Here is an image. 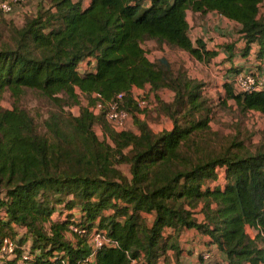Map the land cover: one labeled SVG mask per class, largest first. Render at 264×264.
Segmentation results:
<instances>
[{
	"label": "trees",
	"instance_id": "16d2710c",
	"mask_svg": "<svg viewBox=\"0 0 264 264\" xmlns=\"http://www.w3.org/2000/svg\"><path fill=\"white\" fill-rule=\"evenodd\" d=\"M260 2L48 0L21 25L0 21V101L5 94L13 100L11 108L0 105V246L5 238L13 244L9 253L0 249V264H156L167 249L178 253L183 228L208 235L227 264L264 263V150L210 147L203 85L142 48L153 40L209 60L215 52L188 35L191 10L238 23L248 50L264 37ZM145 86L144 98L170 129L154 132L138 117L149 109L137 106L131 89ZM161 89L170 100L157 95ZM27 90L53 108L42 130L18 104ZM223 90L215 105L264 117V89L238 92L224 82ZM118 93L131 118L119 131L90 109L94 94L109 100ZM72 104L77 114L62 110ZM96 123L110 141L95 134ZM166 229L172 232L164 236ZM93 230L110 242L92 250Z\"/></svg>",
	"mask_w": 264,
	"mask_h": 264
},
{
	"label": "crops",
	"instance_id": "0c3cea01",
	"mask_svg": "<svg viewBox=\"0 0 264 264\" xmlns=\"http://www.w3.org/2000/svg\"><path fill=\"white\" fill-rule=\"evenodd\" d=\"M89 1L90 0L82 1V5L87 6ZM22 4L17 5L13 11L8 14V17H14L17 20V15L21 13V11L27 10V7H22ZM258 15L264 19V0H261L259 4ZM185 18L188 23V35L191 40L194 41L196 39H201L204 42L206 49L213 50L215 52L209 60L198 61L206 63L208 66L212 67V73H209V80L213 85H218L216 90L213 92L217 91L220 96L223 95V83L227 82L226 79L234 72H257L264 69V37L262 39V43L254 41L249 44L248 50H244L245 44L241 40L240 34L238 33V23L226 19L214 11L200 14L199 12L186 10ZM191 78L196 79L194 76H191ZM147 88V86H145V88L133 87L131 91L132 93H139L142 90L144 93ZM163 90L166 89H161L156 92L159 97V94ZM168 92L171 93L170 91ZM148 95L151 99H154L152 93ZM162 116L163 115L158 116L160 119L156 120L152 119L149 114H138V117L140 119H145L150 129L154 132L171 128L169 120ZM166 120L169 123L168 125H166ZM157 121H162L164 123L161 127L155 128L154 126L157 125L155 124ZM133 131H135L134 128ZM218 181L220 180L218 179ZM209 184L211 187H214L216 182ZM72 212L74 216H78V211L72 210ZM194 216L197 221L203 220V215L199 212V208L196 210ZM18 232L22 233L23 231L22 229H18ZM170 232H172L170 229H166L164 236ZM28 244L29 243L27 242L26 245ZM177 246V254H175L174 250L167 249L164 254L159 257L156 264H227L222 253L214 244L210 242L209 236L194 228H183L180 230L177 237ZM204 252H208L209 254V257L206 259L203 258ZM132 264L142 263L140 261H132Z\"/></svg>",
	"mask_w": 264,
	"mask_h": 264
},
{
	"label": "rangeland",
	"instance_id": "374dc122",
	"mask_svg": "<svg viewBox=\"0 0 264 264\" xmlns=\"http://www.w3.org/2000/svg\"><path fill=\"white\" fill-rule=\"evenodd\" d=\"M23 6H26L27 10L21 11V13L17 15V20L14 17H8L9 13H3L0 10V21L10 20L16 25H21L26 16L34 13L38 8L47 7L48 0H26L22 4V7ZM142 48L150 60H156L159 57H164L168 62V68L172 72L177 70L185 71L189 77H196V80L203 85L204 98L207 100L205 107L210 110L208 124L210 132H213L210 133L209 137L211 140L210 147L217 151L224 149H239L242 151L247 149L254 151L258 147L261 150H264V117L260 113L254 111L247 112L246 114H239L236 111H233L231 107L222 106L221 104L215 105V102L220 95L217 91L213 92L216 90L218 85H213L209 80V73H212L211 66H208L203 62L195 61L185 51H180L179 49L171 48L165 45L160 46L153 40H145L142 42ZM84 64L85 61L80 63V72L84 70ZM133 94L143 95V91L141 90L139 93L133 92ZM170 94L171 93L167 90H163L159 95L164 101H168L169 98L172 97ZM80 100L82 105H85V99L80 97ZM12 101L13 100L9 97V95L5 94L0 101V105L2 108H11ZM18 104L25 108L32 116L37 129L42 130L43 120L47 117L48 112L53 109L49 101L39 96L37 93L27 90L19 97ZM151 108L152 107L148 108L149 110H147L146 114H149L152 119H160L158 116H155V112L153 110H150ZM62 110L66 113L75 115L79 111V105H64ZM203 112L204 111H202V113ZM162 117L166 116L163 115ZM167 120L169 119L167 118ZM162 121H157L156 123L154 122L157 124L154 127H161L164 123ZM168 124L169 123L167 121L166 125ZM92 128L99 138H103L105 136L106 139L110 141L109 138L104 135L105 126L103 123H101V125L96 123ZM120 169L122 172H125L128 170V166L121 165ZM247 232L251 236L253 235V231L251 229H247Z\"/></svg>",
	"mask_w": 264,
	"mask_h": 264
},
{
	"label": "built area",
	"instance_id": "2783aa9c",
	"mask_svg": "<svg viewBox=\"0 0 264 264\" xmlns=\"http://www.w3.org/2000/svg\"><path fill=\"white\" fill-rule=\"evenodd\" d=\"M25 0H0V10L3 13H10L13 9ZM231 83L238 92H251L264 89V69L257 72L238 71L234 72L230 77L226 79ZM95 103L90 106V109L94 112H102L104 119L111 124V126L119 131L130 127L131 118L126 110L121 107L122 93L116 94L109 100H103L100 95L94 94ZM135 101L139 108L152 106L150 100L144 98L141 94H135ZM72 230L78 234H84V230L76 227H71ZM110 241L100 231L93 230L88 235V243L95 250L103 244H108ZM0 249L9 253L13 249V244L8 239H3ZM208 252L203 253V258H208ZM264 264V263H263Z\"/></svg>",
	"mask_w": 264,
	"mask_h": 264
}]
</instances>
